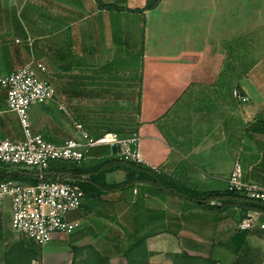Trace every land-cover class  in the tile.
I'll return each instance as SVG.
<instances>
[{
    "label": "crops",
    "instance_id": "0c3cea01",
    "mask_svg": "<svg viewBox=\"0 0 264 264\" xmlns=\"http://www.w3.org/2000/svg\"><path fill=\"white\" fill-rule=\"evenodd\" d=\"M145 6L146 0H0V77L30 63L46 67L40 76L54 99L36 111L48 126L35 124L34 135L59 145L80 137L77 126L92 138L135 133L144 166L211 197L194 202L160 182L85 196L66 215L80 229L55 233L38 258L29 240L11 232L8 203L0 264H100L95 253L108 264H264V211L256 212L253 230L240 232L238 222L253 212L222 196L236 162L244 182L264 186V0ZM4 126L5 138H23L21 127L0 119ZM110 155L108 147L94 148L85 164ZM125 178L115 171L106 182Z\"/></svg>",
    "mask_w": 264,
    "mask_h": 264
},
{
    "label": "built area",
    "instance_id": "2783aa9c",
    "mask_svg": "<svg viewBox=\"0 0 264 264\" xmlns=\"http://www.w3.org/2000/svg\"><path fill=\"white\" fill-rule=\"evenodd\" d=\"M46 73L47 69L42 64L30 63L0 77V88L6 94L8 111L17 115L23 132L21 140L0 139V166L33 170L39 180L36 185L0 180V209L8 201L11 231L41 247L47 245L55 233L69 235L80 229L81 223L68 221L66 215L79 210L85 197L74 180L48 178L51 162L87 163L92 149L105 146L115 148V154L121 161L144 163L139 152V137L135 133L127 137L107 133L92 138L77 126L80 137L59 145L34 135L29 120L30 108L54 99V89L40 76ZM235 96L240 101L247 100L237 93ZM227 189L264 202V186L244 182L239 162L233 166L227 180ZM258 216L256 212L246 214L238 222L237 230H253L258 223ZM260 228L264 229V225H260Z\"/></svg>",
    "mask_w": 264,
    "mask_h": 264
},
{
    "label": "trees",
    "instance_id": "16d2710c",
    "mask_svg": "<svg viewBox=\"0 0 264 264\" xmlns=\"http://www.w3.org/2000/svg\"><path fill=\"white\" fill-rule=\"evenodd\" d=\"M161 0H146L145 10H153L158 7ZM105 9H122L114 5L100 4ZM111 155L102 160L96 161L91 164H77L74 162L53 161L49 165L48 178L62 179L70 178L76 182L79 188L84 192L86 197H99L104 192H112L115 190L129 187L137 182H160L163 186L169 189L171 194L194 201V202H207L211 197L204 193L187 191L183 186L173 179L164 178L160 174L155 173L144 164H136L121 161L118 159L113 150ZM91 153V151H90ZM115 171H123L125 173V181L120 184H108L106 182V175ZM0 180L3 181H16L27 185H36L38 183L37 173L33 170L25 169H11L6 166H0ZM227 202L231 201L234 205L239 206L243 213L248 211L260 212L264 211V202L254 199H249L246 196L229 191L222 195ZM1 218V214H0ZM30 252L34 258L41 256V246L30 241ZM143 241L137 242L130 250L141 246ZM96 257L100 264H108L106 259L100 257L97 253Z\"/></svg>",
    "mask_w": 264,
    "mask_h": 264
},
{
    "label": "rangeland",
    "instance_id": "374dc122",
    "mask_svg": "<svg viewBox=\"0 0 264 264\" xmlns=\"http://www.w3.org/2000/svg\"><path fill=\"white\" fill-rule=\"evenodd\" d=\"M42 109H43L42 105H35V106L30 108L29 115L30 114L32 115V117H31V128H33L35 124H37L38 126L41 125L42 127L48 126V122H47V120H45V118L39 119L38 115H36V111L38 112ZM48 113H49V107L47 106L46 108H44L43 114L48 116L49 115ZM51 114H52V112H51ZM0 119H2L4 122H7L9 127H14V128H20L21 127L19 124V120H18L17 116L15 114H10V112H7V111L1 112L0 113ZM7 136H10V132L8 131L7 128H5V126L1 127L0 128V139H3ZM8 138H10V137H8ZM8 203L9 202L6 201L5 205L0 209V214H1L0 230H3V228H2V210H4L5 208L7 209ZM6 214L11 216V212L10 211L8 212V209H7Z\"/></svg>",
    "mask_w": 264,
    "mask_h": 264
},
{
    "label": "water",
    "instance_id": "95a60500",
    "mask_svg": "<svg viewBox=\"0 0 264 264\" xmlns=\"http://www.w3.org/2000/svg\"><path fill=\"white\" fill-rule=\"evenodd\" d=\"M112 150H113V153H116V149L115 148H113Z\"/></svg>",
    "mask_w": 264,
    "mask_h": 264
}]
</instances>
